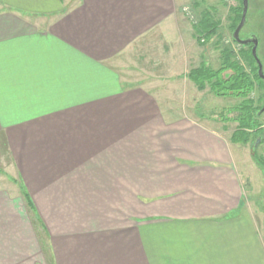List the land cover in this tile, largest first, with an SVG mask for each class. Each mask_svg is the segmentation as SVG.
I'll use <instances>...</instances> for the list:
<instances>
[{"label": "crops", "instance_id": "1", "mask_svg": "<svg viewBox=\"0 0 264 264\" xmlns=\"http://www.w3.org/2000/svg\"><path fill=\"white\" fill-rule=\"evenodd\" d=\"M184 7L0 0V264H264L230 143L144 86L200 45Z\"/></svg>", "mask_w": 264, "mask_h": 264}, {"label": "rangeland", "instance_id": "2", "mask_svg": "<svg viewBox=\"0 0 264 264\" xmlns=\"http://www.w3.org/2000/svg\"><path fill=\"white\" fill-rule=\"evenodd\" d=\"M247 1L248 8L246 23L240 31L239 36L242 40L248 39L250 38V36H256L259 41L258 47L256 49V56L262 64V68L264 71V0ZM183 2L186 6H188L183 8V13L185 16H187V19H189V16L191 14L192 19H190V21L192 23L196 24L203 12H210L211 23L216 20L219 21L218 24L220 26L217 31V36H213L204 45L195 44L192 50L187 49V58H184L183 54L181 53V58L185 60H183L182 65H180L179 63L176 67L174 65L173 67L175 68L172 72H170L169 70V72H167V69H164V67L151 72L150 68L144 67L146 70L149 69L147 70L148 73H152L149 75L158 76V73L161 75L160 80L158 79L154 81L149 79L144 83V86L147 85L148 88L153 91L154 88H151V86L148 85L152 84L150 82H155L154 84L159 83V85H168L170 83L167 88L163 89V92L171 95L170 97L173 100L172 107H175V112L179 114L186 113L187 115H192L200 119L202 122L210 121V123H213V125L215 123L214 127L230 143L232 152L235 156V166L240 175V179L242 180L244 189L243 202L246 208L252 211L260 227L264 230V142L262 140V137L257 135L258 137H252L247 143L244 144L233 142L232 134L236 130L237 125L231 120H233L237 116L234 108L237 106L239 101L229 97H216L211 93L208 87L204 91L196 90L187 78L188 71L192 67H196L200 62H204L212 69H218L223 60L220 56V52L226 48L235 50V55L233 56V58L242 62V59L240 58L238 53L239 47H235V45L232 44V34L230 32V24L232 20L231 9L235 8L238 5V1L183 0ZM201 28L202 29L199 32L200 35L206 32L205 28H203L202 26ZM165 37L168 38L169 36L166 35ZM166 43H168V41ZM178 43H180L181 47H183V40H181V38L178 40ZM201 43H203V40L201 41ZM151 47L153 48V46L150 45L149 42H143L140 40L136 42L132 47H130L124 53V55H122V61L136 76L135 79H140L141 75H146L142 72V70L144 69V62L140 60L149 58L154 50L155 53L158 52V47L154 49H151ZM182 52L186 54L183 49ZM242 52L245 51L243 50ZM249 52L252 55L251 50ZM125 54H127V56H125ZM171 73L176 74L177 78V80L173 81V85L171 84L172 81H170V79H167L171 76ZM166 79L167 81L165 82L164 80ZM161 80L163 82H159ZM135 81L138 82L139 80ZM263 91L264 83L260 86V89H256L254 91V94L252 95L255 102L259 99ZM259 117V122L264 128V113H262ZM257 140H259V144L255 147V143ZM259 158H262V161L260 160L262 165H260L256 161L257 159L259 160ZM12 170L13 169H11V171ZM8 173H6L5 175H7V177H10L11 174L10 172ZM12 176H15L16 178L15 173L12 174ZM7 177L4 176L2 178H4L6 182H8L9 178Z\"/></svg>", "mask_w": 264, "mask_h": 264}, {"label": "trees", "instance_id": "3", "mask_svg": "<svg viewBox=\"0 0 264 264\" xmlns=\"http://www.w3.org/2000/svg\"><path fill=\"white\" fill-rule=\"evenodd\" d=\"M237 1L238 5L231 9V34L237 27L242 12L241 0ZM218 23V20L211 23L210 12L201 14L199 21L194 24V33L200 45L206 44L213 36H216L217 28L220 26ZM204 25H208L205 27L206 32L200 35L201 26L203 27ZM202 40L203 43H201ZM231 42L235 47H239L238 53L242 62L233 58L235 50L226 48L220 52L223 60L218 69H212L204 62H200L197 67L188 72L187 78L199 91H204L208 87L216 97H229L239 101L234 108L237 116L231 120L237 125L236 130L232 134L233 142L244 144L252 137L256 138L258 136L262 137L264 142V128L259 122L260 117L258 116V112L263 105L264 91L256 101L257 103L252 97L254 91L260 89V86L263 85L264 80H261L257 75V65L249 52L250 49L237 45L232 39ZM242 49L245 52H242ZM261 159L256 160L260 165H262Z\"/></svg>", "mask_w": 264, "mask_h": 264}, {"label": "water", "instance_id": "4", "mask_svg": "<svg viewBox=\"0 0 264 264\" xmlns=\"http://www.w3.org/2000/svg\"><path fill=\"white\" fill-rule=\"evenodd\" d=\"M242 3V12H241V17H240V21L237 25V27L235 28L234 32L232 33V40L239 46H248V45H252V57L257 65V75L261 80H264V74H263V68H262V64L260 63L259 59L256 56V49L258 46V40L256 37L252 36L248 39L242 40L239 36L240 31L242 30V28L244 27L245 23H246V16H247V8H248V1L247 0H241ZM262 113H264V99H263V105L261 110L258 112V116H260ZM259 144V140L256 141L255 143V147Z\"/></svg>", "mask_w": 264, "mask_h": 264}, {"label": "flooded vegetation", "instance_id": "5", "mask_svg": "<svg viewBox=\"0 0 264 264\" xmlns=\"http://www.w3.org/2000/svg\"><path fill=\"white\" fill-rule=\"evenodd\" d=\"M250 37H252V36H250ZM254 37H256V36H254ZM258 40V39H257ZM258 43H259V41H258ZM258 47V46H257ZM246 48H249L250 50H252V45L250 44V45H248V46H246Z\"/></svg>", "mask_w": 264, "mask_h": 264}, {"label": "built area", "instance_id": "6", "mask_svg": "<svg viewBox=\"0 0 264 264\" xmlns=\"http://www.w3.org/2000/svg\"><path fill=\"white\" fill-rule=\"evenodd\" d=\"M189 19H192V16H191V14H190V16H189Z\"/></svg>", "mask_w": 264, "mask_h": 264}]
</instances>
